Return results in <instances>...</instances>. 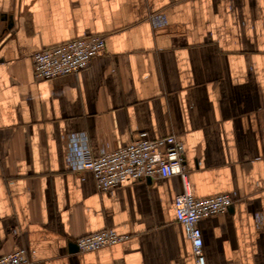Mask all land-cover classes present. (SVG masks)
<instances>
[{"label": "crops", "instance_id": "crops-1", "mask_svg": "<svg viewBox=\"0 0 264 264\" xmlns=\"http://www.w3.org/2000/svg\"><path fill=\"white\" fill-rule=\"evenodd\" d=\"M97 34L104 48L84 69L32 75L35 51ZM142 131L181 141L194 197L232 198L197 223L205 264H264V0H0V255L194 264L174 213L179 176L102 192L65 165L68 135L96 154ZM101 229L129 238L77 250Z\"/></svg>", "mask_w": 264, "mask_h": 264}, {"label": "built area", "instance_id": "built-area-1", "mask_svg": "<svg viewBox=\"0 0 264 264\" xmlns=\"http://www.w3.org/2000/svg\"><path fill=\"white\" fill-rule=\"evenodd\" d=\"M150 19L155 25L165 22L159 14ZM104 40V36L98 34L83 36L35 51L31 56L32 75L37 79H49L78 72L103 50ZM148 135L142 131L138 138L127 144L113 149L101 146L96 154L91 151L84 133L68 135L64 138L65 165L70 170H89L96 190L102 192H110L126 180L179 176L182 190L173 199L175 218L190 241L194 264H205V256L201 251V231L197 223L203 217L226 210L232 203V198L228 193L194 197L188 187L181 141L174 135L156 138ZM259 222L260 219L257 225ZM128 238L129 234L101 229L77 238L74 244L78 251L86 252L114 245ZM27 254L26 247L13 248L0 255V264H25L28 261Z\"/></svg>", "mask_w": 264, "mask_h": 264}, {"label": "rangeland", "instance_id": "rangeland-1", "mask_svg": "<svg viewBox=\"0 0 264 264\" xmlns=\"http://www.w3.org/2000/svg\"><path fill=\"white\" fill-rule=\"evenodd\" d=\"M27 256H28V254H27ZM27 259H28V258H27ZM28 262H29V259H28V261H27L26 263H28ZM26 263H25V264H26Z\"/></svg>", "mask_w": 264, "mask_h": 264}, {"label": "water", "instance_id": "water-1", "mask_svg": "<svg viewBox=\"0 0 264 264\" xmlns=\"http://www.w3.org/2000/svg\"><path fill=\"white\" fill-rule=\"evenodd\" d=\"M230 206H231V204L228 207H230Z\"/></svg>", "mask_w": 264, "mask_h": 264}]
</instances>
